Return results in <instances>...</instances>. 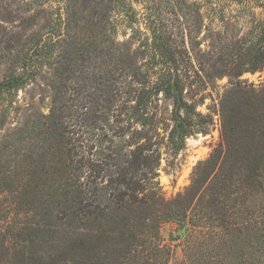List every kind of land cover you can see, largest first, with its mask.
I'll list each match as a JSON object with an SVG mask.
<instances>
[{
  "label": "rangeland",
  "instance_id": "1",
  "mask_svg": "<svg viewBox=\"0 0 264 264\" xmlns=\"http://www.w3.org/2000/svg\"><path fill=\"white\" fill-rule=\"evenodd\" d=\"M259 50H264V0H0V81L22 77L20 85L0 94V143L11 140L0 164H17L20 144L14 140L37 134L30 119L39 114L45 117L41 123H50L60 111L70 155L79 158L81 122L104 112L83 150L112 162L138 149L146 164L134 173L139 195L174 199L198 162L220 143L223 127L249 109L260 116L264 111L257 95L264 96V61L250 69ZM166 81L179 87L191 109L195 132L180 149L172 135L175 103L163 89ZM138 98L143 121L130 112ZM233 126L239 132L242 123ZM92 140L98 145L90 147ZM54 154L58 158L59 152H46L47 166ZM22 164L36 184L40 165ZM11 186L19 190L16 176ZM104 188L99 191L107 196L109 183ZM258 204L264 209V199ZM194 215L152 227L163 246L157 264L166 257L167 264L250 263L248 253L243 263L238 254L219 262L216 252L224 248L210 240L213 224ZM249 232L240 233L241 241L232 230L229 251H250ZM106 242L91 238L96 260L103 261L100 254L107 251L111 256Z\"/></svg>",
  "mask_w": 264,
  "mask_h": 264
},
{
  "label": "trees",
  "instance_id": "2",
  "mask_svg": "<svg viewBox=\"0 0 264 264\" xmlns=\"http://www.w3.org/2000/svg\"><path fill=\"white\" fill-rule=\"evenodd\" d=\"M263 61L264 50H259L250 69H257ZM21 79L16 75L0 81V94L5 88H16ZM164 83L163 89L174 98L172 135L176 138V149H180L185 138L195 132L189 120L191 109L184 106L176 84ZM263 90L264 86L262 93ZM257 95L264 105L263 94ZM142 103L138 98L136 105L130 107L131 115L138 121H143ZM183 106L185 115L181 116L178 110ZM61 113L51 115L50 123H41L45 117L39 114L30 119L37 134L14 140L20 144L14 154L19 157L17 164L12 161L0 164V264H157L163 246H159L160 240L155 241L153 236L159 233L158 230L152 233V227L158 229L168 220L182 221L190 212H197L193 217H203L213 224L210 240L224 248L216 252L219 262L238 254L243 263L248 253L249 264H264V209L258 204L264 199L263 110L260 116L259 111L249 109L235 119L234 122L242 123L239 132L232 121L223 127L220 143L206 159L198 162L190 183L171 200H164L162 196L155 198L153 193L139 195L141 185L134 173L146 168V164L138 149L129 151L125 159L112 162L91 157L92 152L83 150L84 141H90L93 129L104 121V112L89 122H81L80 139L83 140L79 139L78 144L81 155L72 158L68 146L71 141L58 122ZM32 139L35 143L30 146ZM10 143L11 140L0 143V161L3 149ZM95 145L98 144L92 140L90 147ZM32 147L39 151L35 152ZM49 151L59 152V156H50L51 163L47 166L45 157ZM88 153L90 156H85ZM23 161L40 165L36 184L27 168H23ZM15 176L19 190L11 189ZM105 179L111 187L107 196L99 191L106 190L101 189L106 185ZM32 184L33 189L29 187ZM114 221L118 225L106 226ZM232 230L238 234L234 236L237 239H241L243 230L250 231L247 243L250 251H229ZM91 238L107 241L111 256L107 251L100 254L103 261L96 260ZM167 260L166 257L163 263L167 264Z\"/></svg>",
  "mask_w": 264,
  "mask_h": 264
}]
</instances>
